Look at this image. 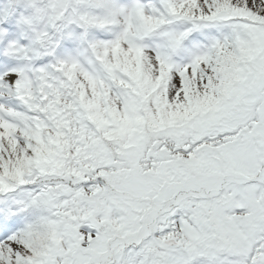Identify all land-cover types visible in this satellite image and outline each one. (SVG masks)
I'll list each match as a JSON object with an SVG mask.
<instances>
[{
    "label": "snow or ice",
    "instance_id": "obj_1",
    "mask_svg": "<svg viewBox=\"0 0 264 264\" xmlns=\"http://www.w3.org/2000/svg\"><path fill=\"white\" fill-rule=\"evenodd\" d=\"M0 264H264V0H0Z\"/></svg>",
    "mask_w": 264,
    "mask_h": 264
}]
</instances>
